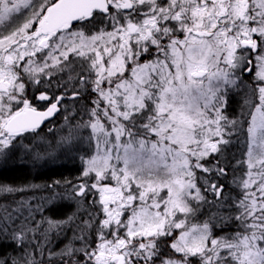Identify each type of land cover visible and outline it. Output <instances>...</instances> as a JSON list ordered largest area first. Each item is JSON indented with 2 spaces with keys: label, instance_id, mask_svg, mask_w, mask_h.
<instances>
[{
  "label": "snow or ice",
  "instance_id": "obj_1",
  "mask_svg": "<svg viewBox=\"0 0 264 264\" xmlns=\"http://www.w3.org/2000/svg\"><path fill=\"white\" fill-rule=\"evenodd\" d=\"M73 152L0 264H264V0H0V169Z\"/></svg>",
  "mask_w": 264,
  "mask_h": 264
},
{
  "label": "trees",
  "instance_id": "obj_2",
  "mask_svg": "<svg viewBox=\"0 0 264 264\" xmlns=\"http://www.w3.org/2000/svg\"><path fill=\"white\" fill-rule=\"evenodd\" d=\"M62 162L58 166L50 167L46 170L33 174L26 165H15L0 170V181H6L12 184H46L53 180L75 179L78 175L77 169L80 167L79 161H68L65 158L60 159ZM66 211L60 210L58 214ZM10 251V250H9Z\"/></svg>",
  "mask_w": 264,
  "mask_h": 264
},
{
  "label": "rangeland",
  "instance_id": "obj_3",
  "mask_svg": "<svg viewBox=\"0 0 264 264\" xmlns=\"http://www.w3.org/2000/svg\"><path fill=\"white\" fill-rule=\"evenodd\" d=\"M46 131H47V129H45V132ZM76 155L77 154L73 152V153H70V154H67V155H61L59 158H57L55 160H50V161H48L46 163L41 161L39 164L33 165L32 162L29 161V162L24 163L23 165H26L28 167V169H30V171L33 174H35V173H37L39 171L41 172V171L46 170V169H48L50 167L58 166L62 162V160H60L62 158H65V160H68V161H73V160L79 161V159H73V157H75ZM16 165H20V164H16ZM77 165H80V164H77ZM13 166H15V165H12V166H9V167H13ZM0 170H2V169H0Z\"/></svg>",
  "mask_w": 264,
  "mask_h": 264
}]
</instances>
